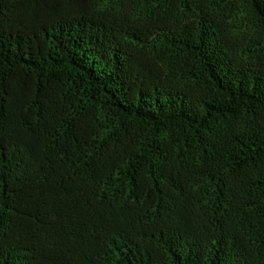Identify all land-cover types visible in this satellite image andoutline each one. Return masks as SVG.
<instances>
[{
	"label": "trees",
	"instance_id": "16d2710c",
	"mask_svg": "<svg viewBox=\"0 0 264 264\" xmlns=\"http://www.w3.org/2000/svg\"><path fill=\"white\" fill-rule=\"evenodd\" d=\"M0 264H264V0H0Z\"/></svg>",
	"mask_w": 264,
	"mask_h": 264
}]
</instances>
